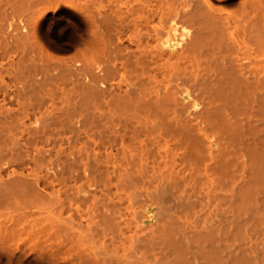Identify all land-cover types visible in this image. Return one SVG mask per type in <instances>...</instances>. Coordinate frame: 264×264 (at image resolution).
Wrapping results in <instances>:
<instances>
[{"label": "bare ground", "instance_id": "6f19581e", "mask_svg": "<svg viewBox=\"0 0 264 264\" xmlns=\"http://www.w3.org/2000/svg\"><path fill=\"white\" fill-rule=\"evenodd\" d=\"M0 264H264V0H0Z\"/></svg>", "mask_w": 264, "mask_h": 264}]
</instances>
